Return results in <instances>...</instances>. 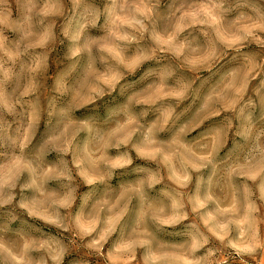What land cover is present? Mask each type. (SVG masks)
I'll return each instance as SVG.
<instances>
[{"label": "rangeland", "instance_id": "1", "mask_svg": "<svg viewBox=\"0 0 264 264\" xmlns=\"http://www.w3.org/2000/svg\"><path fill=\"white\" fill-rule=\"evenodd\" d=\"M0 264H264V0H0Z\"/></svg>", "mask_w": 264, "mask_h": 264}]
</instances>
